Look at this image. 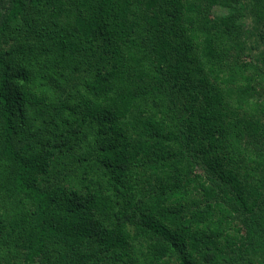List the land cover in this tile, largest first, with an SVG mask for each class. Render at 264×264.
Instances as JSON below:
<instances>
[{"label":"trees","instance_id":"trees-1","mask_svg":"<svg viewBox=\"0 0 264 264\" xmlns=\"http://www.w3.org/2000/svg\"><path fill=\"white\" fill-rule=\"evenodd\" d=\"M0 264H264V0H0Z\"/></svg>","mask_w":264,"mask_h":264}]
</instances>
